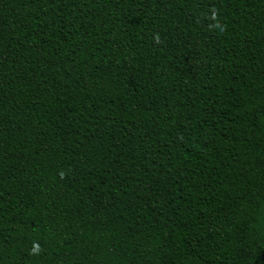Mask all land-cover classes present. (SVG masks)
Wrapping results in <instances>:
<instances>
[{"label":"trees","instance_id":"16d2710c","mask_svg":"<svg viewBox=\"0 0 264 264\" xmlns=\"http://www.w3.org/2000/svg\"><path fill=\"white\" fill-rule=\"evenodd\" d=\"M0 264H264V0H0Z\"/></svg>","mask_w":264,"mask_h":264}]
</instances>
